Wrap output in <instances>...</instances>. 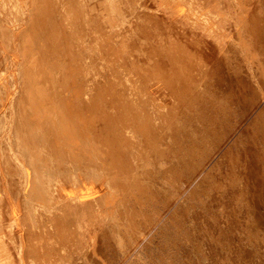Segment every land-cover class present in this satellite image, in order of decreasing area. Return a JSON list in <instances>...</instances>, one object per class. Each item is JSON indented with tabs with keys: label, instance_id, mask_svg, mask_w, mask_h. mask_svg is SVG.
I'll return each mask as SVG.
<instances>
[{
	"label": "rangeland",
	"instance_id": "rangeland-1",
	"mask_svg": "<svg viewBox=\"0 0 264 264\" xmlns=\"http://www.w3.org/2000/svg\"><path fill=\"white\" fill-rule=\"evenodd\" d=\"M70 1L57 7L30 0L27 8L17 0H0L5 184L19 177L31 187L36 175L30 198L38 206V218L56 213L48 208L58 199L45 189L77 184L76 170H68L69 161L57 166L56 154L46 156L47 166L56 170L34 172L46 157L31 153L32 145L16 131L15 118L29 114L19 111L28 107L19 101L22 71L39 66L43 57L50 60L41 82L51 78L54 112H71L76 118L74 136L79 128L94 127L101 134L109 128L103 126L129 125L123 133L131 139L123 143L128 155L115 157L112 166L97 173L80 169L84 178L103 183L85 217H78L73 207L68 219L54 218L39 227L40 236L56 246L52 264H264V0H78L80 13L92 16L86 26L102 23L106 32H115L111 37L120 47L126 41L122 31L135 24L141 60L148 42L155 43L157 77L147 80L153 96L142 97L143 107L132 115L113 104L126 95L123 80L111 82V96L105 90L95 99L91 91L88 111L82 102L71 101L70 82L76 79L66 66L68 42L62 34L75 29L76 8ZM42 5L45 12L31 23L35 18L30 14ZM96 66L88 73L93 83L108 71L104 64ZM98 86L110 87V80ZM137 96L130 86V98ZM64 98L70 104L66 110L60 102ZM74 107L81 111L79 118ZM152 123L155 132L150 134ZM134 124L139 125L132 131ZM55 143L51 147L63 158L66 151L74 157L71 146ZM77 145L72 146L81 149L78 156L110 150L109 143Z\"/></svg>",
	"mask_w": 264,
	"mask_h": 264
},
{
	"label": "crops",
	"instance_id": "crops-1",
	"mask_svg": "<svg viewBox=\"0 0 264 264\" xmlns=\"http://www.w3.org/2000/svg\"><path fill=\"white\" fill-rule=\"evenodd\" d=\"M17 1L20 5H23V7L29 8L30 6V0ZM61 2L62 0H47L48 4H56L57 7L60 6L59 4H61ZM80 3L81 2L78 0L70 1L71 7L76 8V13L74 15L75 19L73 20L75 22V29L68 34H65L66 32L62 33L63 36L67 38L65 42H68V44H66V49L64 50L66 52V66L76 79L74 82H70L74 89L72 97H75L71 98V101H73V103L82 102L85 108L84 110L88 111L92 105L91 91L94 90V96H96L95 99H98L100 93L102 94V91L105 90H109L111 96L112 90H114L111 88V82H113V80L119 82L123 80L124 83H128L127 85L125 84L126 87L124 86L126 95H124V97L121 95L122 98H118V100L121 101L119 103L116 102L117 100L111 99L114 101L113 104L116 103L122 107L121 110H123L124 113L132 115L134 111L141 110L140 107H143L142 97L146 94L153 96L152 85L150 86L148 93L147 80L152 77H157L155 43L153 42L150 44V41L148 42V49H145L143 54L145 56L144 60H141L139 41L138 39H135V35L139 37L137 31L138 28L135 24L122 31L124 32L126 41L129 39V36L131 40L127 42L125 41L124 46L120 47V44L114 43L112 40V33L115 32H106L105 29H103L102 23L99 22L98 27L95 28L86 26L85 21L90 22L92 16L90 19H86L84 15L89 13L87 12V14H84L86 11H83L82 14L80 13L78 8ZM82 19L84 22L80 27V20ZM10 25H12V22ZM92 31H97V34L94 35ZM98 56L101 57L100 61L96 64ZM145 58H147V60ZM142 63H146V66L143 67V65H141ZM13 64L15 65V63ZM100 64L107 66L108 71L103 74L104 77L102 78V81L108 82V80H110V87L104 88L98 86L102 81H99L100 83H93L94 76L88 74L93 73V70L97 67L96 65ZM122 67L125 68V72L121 74L119 69ZM5 72L8 74L7 70H5ZM86 73L88 76H85ZM130 86H133V91L138 95L136 99L130 98ZM154 88H156V94L154 95L157 96V86ZM144 89L146 91H144ZM83 93L84 95H82ZM88 93H90L91 96L85 101L86 94ZM136 105L140 106L137 107ZM75 110H77L76 113ZM74 113L78 118L81 116V111L79 112V109H76L75 107ZM138 125L139 124L130 125L133 126L132 131L137 128ZM152 125L153 127H151V130L149 129V133L153 131L155 132V123H152ZM103 127H109L107 129L108 132L98 134V131L94 132V130H92L94 127L79 128V135L76 134L75 136H72V138H70L71 141L69 140L68 142H74L76 145L82 143L107 144L112 142L114 151L121 153L120 156H122V158L128 155H125V152L127 153L126 149L123 151V143L124 141L129 142L131 138H129L128 135L124 136L125 134L123 132L129 127V125ZM86 128L90 130H87ZM81 129L83 131H81ZM9 133L12 141L11 148L14 149L16 148L14 139L11 132ZM55 139H58V137L55 136ZM65 140L66 139H64V141ZM61 145L64 144L62 143ZM77 147L73 150L75 156L81 151V149H77ZM1 148L2 147L0 146V150ZM65 154V161H69L70 163L72 160L70 153L66 151ZM107 159L108 156L103 155L101 161L102 166L100 165L101 167L106 165ZM2 163L3 158L0 152V264H52L57 255L55 254L56 246L54 243H51L46 240V238L40 236L39 227L47 226L50 222L54 221V218L61 217L62 219H68L70 216V210L73 207L77 208L78 217H85L86 207L93 204V200L97 198L100 191L103 189V183H96L91 179L84 178L82 172L75 164L76 171L74 175L77 179V184L70 185L71 187L66 184L56 186V192L54 194L60 196L58 197V201H54V203L59 205L60 212H52L47 216H41L38 218V206L37 204H32L30 198L31 192L37 187L25 186V183L20 182L19 177L15 182L5 184V173L2 171ZM45 190L47 195L51 194L49 189ZM10 192H13V195H10ZM75 198H77V202L74 201ZM54 203L49 206V209H53ZM64 243L65 241H63V244Z\"/></svg>",
	"mask_w": 264,
	"mask_h": 264
},
{
	"label": "bare ground",
	"instance_id": "bare-ground-1",
	"mask_svg": "<svg viewBox=\"0 0 264 264\" xmlns=\"http://www.w3.org/2000/svg\"><path fill=\"white\" fill-rule=\"evenodd\" d=\"M34 9V8H33ZM31 9V10H33ZM32 12V11H31ZM30 12V13H31ZM34 13V18L31 20V23H35L37 21V16L45 12L44 5L41 7H36L35 10L33 11ZM31 17V16H30ZM33 18V17H32ZM41 26L43 24H40ZM26 32V31H25ZM26 35H24V40ZM50 60L49 56L43 57L40 60L39 66H34L31 68L23 69V77H22V82L20 86H22L19 94H20V99L19 101L21 103L27 104L28 107H21L19 110L20 112H25L28 111V115L20 114L15 118L16 120V131L19 132V136L21 139L26 140L30 145H32L33 150L30 152L33 153L34 155L37 156H49L48 154H56L58 156L56 159L54 158V161L57 162L56 165L59 166L65 161V157L63 158V155H61L62 152L59 150H55V147H51L52 144H55V142H63L65 145L71 146V149L74 150L73 148V143L74 142H68L70 138H72L73 135V128H76V118H74L69 112V113H61L57 114L54 111L57 109V102L55 101L56 93L54 90L50 89V83H51V78L48 76L47 80L45 81V85L41 82L42 78V70L45 69L44 67L46 66L45 64L48 63ZM39 63V60H38ZM25 72V73H24ZM28 72V73H27ZM25 74V75H24ZM26 80V81H25ZM46 86L48 87L46 89ZM63 109H69L70 104L66 99H61ZM25 128L27 131H25ZM89 130V129H88ZM23 131V133H22ZM108 132L105 130L104 133ZM98 134H100L98 132ZM55 136L58 137V139H55ZM134 136V134L132 135ZM68 138V139H67ZM64 139H66L64 141ZM71 141V140H70ZM67 142V143H66ZM110 144V150L109 153H101V154H96V156H91V155H84V156H78L73 154V158L68 164V170H71V168L75 169V164L78 166L77 168L85 170L89 168L91 171L94 173L99 172L102 170V158L103 155H107L109 159L108 165H105L104 167L112 166L113 165V160L115 157L117 159L121 160L122 156H120L121 153L114 151L113 144L112 142ZM45 146L47 148H45ZM50 147V148H49ZM83 151H87V149L84 147ZM111 151V152H110ZM80 152H78L79 154ZM81 154V153H80ZM60 155V156H59ZM101 155V156H100ZM100 156V157H99ZM99 158V159H98ZM45 162L44 166H41L40 168L37 169V166L34 167L32 170L35 171H51V170H56L54 169L53 165L52 167L49 165L47 166L48 159L43 158ZM35 161V160H34ZM93 161V162H92ZM53 162V161H52ZM118 163V162H117ZM89 165V166H88ZM101 165V166H100ZM46 166V167H45ZM101 167V168H100ZM104 168V169H105ZM46 171V172H47ZM66 171V169H65ZM33 172V174H34ZM104 172V171H103ZM42 173V174H43ZM46 174V173H44ZM36 176V175H35ZM34 175H32V184L31 187H36L38 184V179L35 178ZM95 176V175H94ZM93 177V176H92ZM113 177V176H112ZM88 178V177H86ZM110 180V179H109ZM41 184V183H40ZM62 185V184H60ZM49 191L53 195L56 192V188L54 189L53 187L49 188ZM56 195V200L60 195ZM58 201V200H57ZM75 202H77V198L74 199ZM59 205L55 204L53 206V210L57 213L60 212V207ZM80 206V205H79ZM49 209V208H48Z\"/></svg>",
	"mask_w": 264,
	"mask_h": 264
}]
</instances>
